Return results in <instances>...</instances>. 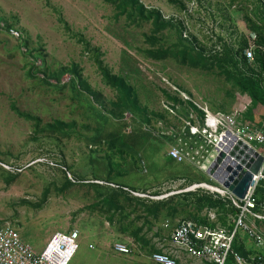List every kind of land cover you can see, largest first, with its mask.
<instances>
[{
    "label": "rangeland",
    "instance_id": "1",
    "mask_svg": "<svg viewBox=\"0 0 264 264\" xmlns=\"http://www.w3.org/2000/svg\"><path fill=\"white\" fill-rule=\"evenodd\" d=\"M137 1V11L132 12L108 0H0V222L15 229L33 251H40L56 232L77 230L78 250L70 264H155L151 257L158 252L175 258L177 264H204L169 242L177 222L186 218L153 220L126 208L124 214L113 215L111 224L113 212L97 203L101 195L117 190L110 180L133 188L131 180L145 175L128 148L139 158L138 150L126 143L123 132L140 131L142 125L168 147L174 146L179 137L165 134L172 130L177 135L186 121L196 125L198 119L188 102L213 114L232 115L239 128L253 125L245 121L248 112L264 126V111L252 106L218 66L203 68L188 57L193 50L209 51L215 31L239 37L251 22L260 21L255 0ZM218 4L225 14H237L234 19L229 15L233 23L214 18ZM151 13L160 17L155 26L153 17L145 19ZM10 28L20 36H11ZM96 55L111 76L133 90L137 104L133 115L120 110V94L103 81ZM11 105L40 119V126L17 117ZM141 115L148 124L140 122ZM57 122L62 132L39 131ZM116 137L120 143L111 147L108 141ZM164 149L160 148V157ZM40 159L45 163H35ZM157 159L145 154L148 170ZM130 164L138 166L137 174L129 172ZM160 168L156 178L167 184L156 191L159 195L152 196L150 190L139 192L151 198L133 197L157 202L155 198L184 188L180 180H169L166 161ZM199 176V181L217 184ZM209 214L216 216L213 221ZM199 216L219 223L214 211ZM135 229L141 230L140 241L129 234ZM239 241L256 249L244 234ZM115 243L130 245L132 253H115Z\"/></svg>",
    "mask_w": 264,
    "mask_h": 264
},
{
    "label": "built area",
    "instance_id": "2",
    "mask_svg": "<svg viewBox=\"0 0 264 264\" xmlns=\"http://www.w3.org/2000/svg\"><path fill=\"white\" fill-rule=\"evenodd\" d=\"M255 2L264 15V0ZM8 32L15 38L20 36L14 29L10 28ZM210 39L212 48L209 51H201L205 57L221 56L225 47L235 51L241 49L238 59L245 60L249 68L254 67L257 53L264 57V46L258 44V36L254 31L245 30L239 37L231 35L230 32L223 35L215 31L210 35ZM173 90L175 93H180L176 88ZM181 95L186 101H191L184 93ZM193 106L202 113V116L189 106L191 114L195 112L198 116V119L195 117L196 125L186 121L185 127L179 134H173L176 132L172 130L165 134L168 138L179 137L174 146H169L168 156L178 163H191L211 182L217 184H185V181H180V185L185 187L171 194L210 195L233 208L235 214L229 217L231 228H211L189 219L179 221L170 234L169 242L175 249L204 264H228L229 258L232 264H264V199L258 201L256 196L259 187L264 189V130L252 129L249 126L239 128V124L232 115L213 114L206 108L196 104ZM171 107L173 112L174 108L172 105ZM244 146L262 156L263 161L244 197L238 199L222 184L215 181L209 175V171L213 170L214 174H219L225 180L236 179L244 168L241 161H247L248 152ZM225 148L229 150L225 153L228 161L225 158L218 164L217 160L220 154L225 152ZM229 152L233 155L230 156ZM35 163H45V160H36ZM223 163L225 166L222 165ZM5 169L12 171L13 168L5 166ZM233 172H236V175ZM109 185L116 187L113 184ZM123 190L136 197L151 198L127 188ZM167 197L168 195H164L155 199L162 200ZM209 216L212 221L216 217L214 214ZM165 225L167 226V223ZM240 234H244L256 248L247 257L241 256L232 249L234 242L239 240ZM78 239L77 230L56 232L47 240L43 249L36 253L20 240L15 229L0 222V264H70L78 250ZM113 250L124 256L132 253L131 246L124 243H115ZM151 260L155 264H177L175 258L164 253L153 254Z\"/></svg>",
    "mask_w": 264,
    "mask_h": 264
},
{
    "label": "trees",
    "instance_id": "3",
    "mask_svg": "<svg viewBox=\"0 0 264 264\" xmlns=\"http://www.w3.org/2000/svg\"><path fill=\"white\" fill-rule=\"evenodd\" d=\"M108 1L113 2V4L121 8L122 11H125L127 7H130L132 12L137 11L136 10V6L138 5L137 0H108ZM138 10H139L138 14L140 18H143V16H141L143 11L141 5L138 6ZM132 12L129 15L130 17L133 14ZM152 17L155 19L154 20V26H155L157 25V22L159 21L160 17L155 13H151L147 17H145V19L148 20ZM245 18L247 19L248 22H250L247 16ZM249 30L256 32L258 36V44L264 46V19L262 21L256 20L251 22V24L249 25ZM193 51L194 53L188 54V57L191 60V64L202 65L203 68L214 65L218 66L227 76L228 80H230L233 83V86L236 89H238L240 92L247 95V97L252 103V106L254 105L255 107H258L260 111L261 109L264 111V57L261 54L259 53L256 54L254 67L249 68L245 60L238 59L241 49L235 51L232 48L225 47L224 52L221 56H214V57H205L202 53H199L195 50ZM95 52L96 54H98L97 51ZM95 62L97 69L101 74V77L105 82V84H107V86L112 87V89H114L115 91H117L118 94H120V98H119L120 110L122 112H127L133 115L132 112L137 111V104L135 102V95L133 90L129 86H127L122 79L111 76L110 72L107 70L106 67H104L103 63L99 60L98 55H96ZM74 73L80 80V74L78 72H74ZM91 98L92 100L93 99L96 100L97 96L92 94ZM189 106L192 107L198 113L199 116H202V113L198 111L192 104H189ZM11 110L15 113L17 117L24 119L26 121L33 122L36 127L40 126L41 124L40 119L20 112L14 105H11ZM249 114L250 112L246 114L245 121L248 123L253 122V126L257 125L259 128H262L261 125L258 124L260 120H257V115L255 114L251 116ZM140 122L142 124L149 123L148 119L145 116L143 117V115H141ZM60 126L61 124L57 122L55 127L53 125H46L39 131L62 132ZM117 142L120 143V138L118 137L112 138L108 141L111 147H113L114 144H116ZM98 143H103V141ZM128 151L131 152L132 156L134 155L135 157H137L138 163L140 162L141 165V159L139 160L138 156H136V153L130 148H128ZM134 166L137 165L134 164ZM106 170L108 174L107 176L110 178L111 167L107 166ZM124 174H121V176H124ZM110 181H111L110 184L116 186L117 190L114 189L108 194L101 195L97 199V203L105 206L109 211L113 212L112 216L110 215L111 218H109V222L111 224L113 223L112 217L114 214L115 215L116 213L124 214L126 208H129L131 209V212H141L146 218H151L153 220H159L161 218L165 220L167 218L182 217L189 220H193L199 224L207 225L211 228L218 227L217 226L218 224L220 225L219 227L231 228L229 217L235 214V210L230 206H228L226 203L222 202L221 200L214 199L210 195H206L202 193H178V194H173L160 201L152 202V201L133 197L128 192H125L123 190V188H126L125 186H121L116 183H113L112 180ZM69 185H72V183ZM158 195H159L158 192H153L152 196H158ZM256 196L258 201L264 199V189L262 187H259L257 189ZM204 211L216 212L218 214L219 223L216 224L210 222L208 217L206 216L200 217L199 215ZM140 231H141L140 229H135L133 232H130L129 234L131 235V237H133L134 240L140 241L139 238ZM232 249L234 252H237L243 257H247L250 253L253 252L252 250H249L245 246V244L239 240L238 241L236 240L234 242ZM228 264H232L231 258H229Z\"/></svg>",
    "mask_w": 264,
    "mask_h": 264
},
{
    "label": "crops",
    "instance_id": "4",
    "mask_svg": "<svg viewBox=\"0 0 264 264\" xmlns=\"http://www.w3.org/2000/svg\"><path fill=\"white\" fill-rule=\"evenodd\" d=\"M225 11L226 10H222L221 7L218 4V7L216 8V14L214 15V18L215 19L218 18V20L221 21L222 24H227V22H232V20L230 19V16L233 17V19L235 17H237V14L231 15L232 13H230L229 11H228L227 14H225ZM257 13H258V15H260V18H261L260 21H262L264 19V15L260 11V8L258 9ZM120 126H121V128L122 127L124 128V126L126 127L127 124H121ZM247 126L250 127V126H253V125H251V123H250ZM255 126L256 127H250V128L257 129V130H264V126H261L262 128H259L257 125H255ZM139 127H140V131L130 130L128 134H125V132H123V136H124V138L126 140V143L130 147H132L133 149L138 150L137 153L139 154V158L141 159V162H142L141 166L143 165V168H144V172L143 173L145 175H142V176L141 175L140 176L137 175L136 177L139 176V178L135 177L136 179L133 178L131 180L132 184L136 188H134V187L133 188H129V187L125 186V185H122V186H125L126 188H128L130 190H133V191H135L137 193H140L139 191H145L146 193L147 192L149 193L150 190L156 192L158 189H160L161 186L167 184L166 183V179L164 180V179H161V178H156V175L162 172V170L160 168V165H164L165 161H166V165L168 163V167H169L168 168L169 175H170L169 176V180H176L177 179V180H180V181H185V184L204 183L202 181H199L198 176L200 175V176H203V177L204 176L207 177L206 175L201 173L191 163H188V162L178 163V162L172 160L168 156L169 147L167 145V142H165L161 138L155 137L149 131H145L142 128V125H139ZM147 145H149V146H147ZM163 146L166 148V149H164V152H163L164 157L163 156L160 157V155H159L160 154V148H162ZM140 150H142V151L139 152ZM140 153L143 154V158L141 157ZM146 153H149V155H154L155 159L158 158L157 162L155 160H152L153 162L150 164L152 168H150L149 170H148V167H147L146 161H145V154ZM130 166H131V164H130ZM130 166L128 167V169L130 168ZM137 167L138 166H134V168L132 167L131 169H129V172L137 174L138 173ZM152 171H154L153 175H155V176H152ZM150 172H151V174H149ZM122 177H120V178H122ZM182 186L185 187V185H182ZM178 191H181V190H178ZM171 193H175V192H171ZM47 240L48 239L45 240V244H46ZM40 251H35V252L39 253Z\"/></svg>",
    "mask_w": 264,
    "mask_h": 264
},
{
    "label": "water",
    "instance_id": "5",
    "mask_svg": "<svg viewBox=\"0 0 264 264\" xmlns=\"http://www.w3.org/2000/svg\"><path fill=\"white\" fill-rule=\"evenodd\" d=\"M244 148L248 152V155L246 156L247 161H241L242 165H244V168L241 170V173L237 176L236 179L228 178L227 180H225L224 178L220 177L219 174H214L213 170L209 171V175L212 176L215 181L222 184L238 199H242L244 197L248 187L252 182L253 176L258 173V170L263 161L262 156L256 153L253 149L247 146H244ZM224 151L225 152L221 153L217 160L218 164H220L221 161L226 158L225 153L229 150L225 148ZM229 155L232 156L233 153L229 152ZM226 160L228 161L227 158ZM222 165L225 166L224 163ZM233 174L236 175V172H233Z\"/></svg>",
    "mask_w": 264,
    "mask_h": 264
}]
</instances>
